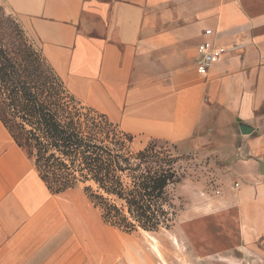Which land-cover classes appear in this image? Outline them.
<instances>
[{
    "label": "crops",
    "instance_id": "0c3cea01",
    "mask_svg": "<svg viewBox=\"0 0 264 264\" xmlns=\"http://www.w3.org/2000/svg\"><path fill=\"white\" fill-rule=\"evenodd\" d=\"M34 17L57 31L49 45L73 48L70 77L99 79L102 104L122 96L117 120L137 141L217 160L231 252L264 264V0H42ZM200 45L221 52L204 77Z\"/></svg>",
    "mask_w": 264,
    "mask_h": 264
},
{
    "label": "rangeland",
    "instance_id": "374dc122",
    "mask_svg": "<svg viewBox=\"0 0 264 264\" xmlns=\"http://www.w3.org/2000/svg\"><path fill=\"white\" fill-rule=\"evenodd\" d=\"M41 2L0 0V6L21 25L76 104L111 124L125 145L121 154L152 148L144 154L173 156L178 180L168 188L170 206L164 208L169 220L155 230L129 231L105 218L92 197L99 194L93 183L59 194L49 190L27 151L0 122V255L16 264H263L253 255L231 252V233L226 232H231V212L219 214L213 208L223 183L217 160L184 155L160 141H137L117 120L121 95H104L103 105L99 79L92 81L97 88H86L89 79L70 77L69 55L63 53L73 48L49 45L57 31L37 28L34 13Z\"/></svg>",
    "mask_w": 264,
    "mask_h": 264
},
{
    "label": "trees",
    "instance_id": "16d2710c",
    "mask_svg": "<svg viewBox=\"0 0 264 264\" xmlns=\"http://www.w3.org/2000/svg\"><path fill=\"white\" fill-rule=\"evenodd\" d=\"M0 122L53 193L91 182L99 193L92 197L105 218L129 231L155 230L169 220L164 208L170 206L168 188L178 180L173 156L144 154L152 148L121 154L125 145L111 124L76 104L1 6Z\"/></svg>",
    "mask_w": 264,
    "mask_h": 264
},
{
    "label": "built area",
    "instance_id": "2783aa9c",
    "mask_svg": "<svg viewBox=\"0 0 264 264\" xmlns=\"http://www.w3.org/2000/svg\"><path fill=\"white\" fill-rule=\"evenodd\" d=\"M220 57V50L209 48L207 45H200L198 47V58L196 60L197 73L200 76H206L211 66L217 63Z\"/></svg>",
    "mask_w": 264,
    "mask_h": 264
}]
</instances>
